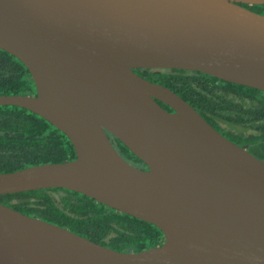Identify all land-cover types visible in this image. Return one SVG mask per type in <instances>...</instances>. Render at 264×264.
<instances>
[{
    "label": "water",
    "instance_id": "water-1",
    "mask_svg": "<svg viewBox=\"0 0 264 264\" xmlns=\"http://www.w3.org/2000/svg\"><path fill=\"white\" fill-rule=\"evenodd\" d=\"M241 4L264 0H0V49L36 90L0 105L46 119L75 151L0 172V195L64 188L164 235L118 251L0 202V264H264V160L133 71H200L264 92V15Z\"/></svg>",
    "mask_w": 264,
    "mask_h": 264
},
{
    "label": "trees",
    "instance_id": "trees-1",
    "mask_svg": "<svg viewBox=\"0 0 264 264\" xmlns=\"http://www.w3.org/2000/svg\"><path fill=\"white\" fill-rule=\"evenodd\" d=\"M241 5L264 15V5ZM133 71L174 90L223 135L264 160V92L200 71ZM35 93L27 67L0 49V95ZM109 137L126 161L134 166L135 162H142L113 135ZM74 158L68 137L46 119L24 107L0 105V172ZM0 202L118 251L139 252L164 241L162 231L155 225L64 188L2 194Z\"/></svg>",
    "mask_w": 264,
    "mask_h": 264
},
{
    "label": "flooded vegetation",
    "instance_id": "flooded-vegetation-1",
    "mask_svg": "<svg viewBox=\"0 0 264 264\" xmlns=\"http://www.w3.org/2000/svg\"><path fill=\"white\" fill-rule=\"evenodd\" d=\"M160 104H163L161 102H159ZM162 106V105H161ZM164 108V107H163ZM166 110L168 111H172V109L170 107H165ZM135 165L141 169H147V166L143 163V162H135Z\"/></svg>",
    "mask_w": 264,
    "mask_h": 264
}]
</instances>
